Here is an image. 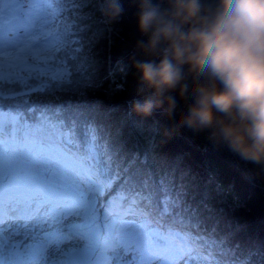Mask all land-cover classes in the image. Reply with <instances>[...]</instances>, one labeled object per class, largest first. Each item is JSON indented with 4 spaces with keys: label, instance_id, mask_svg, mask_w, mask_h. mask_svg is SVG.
I'll list each match as a JSON object with an SVG mask.
<instances>
[{
    "label": "trees",
    "instance_id": "1",
    "mask_svg": "<svg viewBox=\"0 0 264 264\" xmlns=\"http://www.w3.org/2000/svg\"><path fill=\"white\" fill-rule=\"evenodd\" d=\"M119 3L122 13L109 24L102 0H63L56 25H66L67 46L45 62L67 75L43 88L19 87L11 93L19 100L15 107L30 124L47 120L77 142L89 139L86 147L100 164L101 200L113 187L166 200V214L177 220L171 229L177 244L187 238L184 244L197 251L208 245L204 257L213 260L215 241L229 264H264V198L184 130L169 135L170 101L146 113L131 111L141 98L132 58H143L135 47L142 37L136 0ZM9 116L5 109V122Z\"/></svg>",
    "mask_w": 264,
    "mask_h": 264
},
{
    "label": "snow or ice",
    "instance_id": "2",
    "mask_svg": "<svg viewBox=\"0 0 264 264\" xmlns=\"http://www.w3.org/2000/svg\"><path fill=\"white\" fill-rule=\"evenodd\" d=\"M63 12V0H0V216L30 218L17 234L0 225V264H229L215 241L211 262L203 258L208 245L197 251L175 242L177 220L166 214V200L114 187L101 200L100 164L86 147L89 139L77 142L47 120L30 124L15 107L11 93L32 87L29 78L43 88L67 75L48 76L53 66L40 59L67 46L66 25L49 34ZM75 225L83 229L78 251L48 246ZM54 253L61 258L52 260Z\"/></svg>",
    "mask_w": 264,
    "mask_h": 264
},
{
    "label": "clouds",
    "instance_id": "3",
    "mask_svg": "<svg viewBox=\"0 0 264 264\" xmlns=\"http://www.w3.org/2000/svg\"><path fill=\"white\" fill-rule=\"evenodd\" d=\"M133 113L170 101L169 135L207 133L264 170V0H136ZM164 4L166 7H162ZM111 24L122 7L102 0Z\"/></svg>",
    "mask_w": 264,
    "mask_h": 264
},
{
    "label": "rangeland",
    "instance_id": "4",
    "mask_svg": "<svg viewBox=\"0 0 264 264\" xmlns=\"http://www.w3.org/2000/svg\"><path fill=\"white\" fill-rule=\"evenodd\" d=\"M54 28L50 29L49 33H52ZM47 47H51V45H49ZM51 54L47 55L46 57L41 56L40 57L41 61L46 64L47 62H45V61H47L48 58L51 59V56H50ZM52 72L54 74V73L59 72V71L52 70ZM42 75H45V73L42 72ZM47 75L49 76V73H47ZM26 82L29 83L30 86H32L30 88L40 87V81L37 82L36 78H34V77L29 78ZM49 82H50V80L48 81L47 84H49ZM19 87L21 89L22 87H24V85L21 84ZM25 88H23V89H25ZM5 95H9V93L7 91H5ZM246 183L250 187H252L254 190L256 189L254 184L247 182V181H246ZM29 223H30V218L28 220H25L22 218H10L7 215L0 216V225H3V232L5 234H7L9 232H12L13 234L23 232L25 227H27ZM100 223H104V222L101 221ZM97 228H99V224L97 225ZM82 232H83L82 227L80 225H75V226H73V228L71 229L70 232L68 230H65L64 232L58 234L53 240H50L48 246L50 247L52 243H55L59 248L67 249L68 254L76 252L79 250V240L81 238ZM65 234H66V237L62 236ZM177 236H179V235H177ZM23 239H24V237L21 236L18 242H22ZM186 240H188V239L187 238L181 239V241H183L184 243L186 242ZM60 258L61 257L56 255L55 253L51 257L52 260H58ZM196 259H197V257L194 255L193 260L195 261Z\"/></svg>",
    "mask_w": 264,
    "mask_h": 264
},
{
    "label": "built area",
    "instance_id": "5",
    "mask_svg": "<svg viewBox=\"0 0 264 264\" xmlns=\"http://www.w3.org/2000/svg\"><path fill=\"white\" fill-rule=\"evenodd\" d=\"M162 7H166V5L162 4ZM144 39V37H142ZM171 113L172 110L170 109ZM188 132L191 133L192 137L197 141L199 145H201L205 149H210L216 152L221 153L225 158L227 163L232 167L238 170L243 177L249 181L250 183L254 184L261 193L264 195V184L257 178L251 164L249 162H245L241 160L237 155L233 154L229 149L223 146H216L213 144L208 138L207 133H193L192 131L186 129Z\"/></svg>",
    "mask_w": 264,
    "mask_h": 264
},
{
    "label": "water",
    "instance_id": "6",
    "mask_svg": "<svg viewBox=\"0 0 264 264\" xmlns=\"http://www.w3.org/2000/svg\"><path fill=\"white\" fill-rule=\"evenodd\" d=\"M155 2V0H154ZM254 170L261 176L264 178V170H261L259 166H257L256 164L252 163Z\"/></svg>",
    "mask_w": 264,
    "mask_h": 264
},
{
    "label": "flooded vegetation",
    "instance_id": "7",
    "mask_svg": "<svg viewBox=\"0 0 264 264\" xmlns=\"http://www.w3.org/2000/svg\"><path fill=\"white\" fill-rule=\"evenodd\" d=\"M253 165V164H252Z\"/></svg>",
    "mask_w": 264,
    "mask_h": 264
}]
</instances>
